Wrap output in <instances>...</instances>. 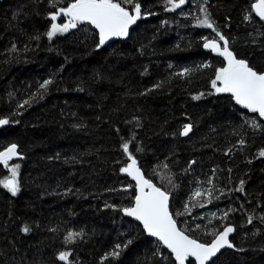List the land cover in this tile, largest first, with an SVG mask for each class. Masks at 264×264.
Returning <instances> with one entry per match:
<instances>
[{
  "label": "trees",
  "instance_id": "1",
  "mask_svg": "<svg viewBox=\"0 0 264 264\" xmlns=\"http://www.w3.org/2000/svg\"><path fill=\"white\" fill-rule=\"evenodd\" d=\"M256 1L188 0L167 11L166 0H115L131 13L139 2L142 15L105 47L91 25L48 39L50 14L72 0L0 1V119L9 120L0 151L17 145L20 165V191L0 186V264H176L124 217L136 196L121 171L125 142L190 238L210 243L209 233L234 228V247L210 264H264V118L212 87L227 63L203 44L223 42L196 21L206 8L236 58L264 73ZM69 232L83 235L67 243Z\"/></svg>",
  "mask_w": 264,
  "mask_h": 264
},
{
  "label": "snow or ice",
  "instance_id": "2",
  "mask_svg": "<svg viewBox=\"0 0 264 264\" xmlns=\"http://www.w3.org/2000/svg\"><path fill=\"white\" fill-rule=\"evenodd\" d=\"M127 3H133V0H126ZM169 7L167 11H175L181 8L186 0H166ZM52 6H55L53 2ZM255 14L264 20V0H258L253 4ZM204 13L202 19L197 20L200 27L212 29L223 42V47L215 39L205 38L203 47L209 49L216 55L223 57L227 62L226 67H221L216 71L215 79L212 80V87L217 93H230L235 102L247 109L251 113H257L259 118H264V73L254 70L248 62L238 59L229 49V42L215 27L209 18L206 8H202ZM132 13L115 0H72L67 7L57 8L55 13L50 14L52 21L47 37L52 40L57 34H64L71 28H76L78 24H90L99 32V46L113 37H127L129 27L141 18V5L135 2ZM68 17L66 23H56L60 15ZM209 65H204L208 67ZM187 70H185L186 72ZM184 73H179L183 75ZM52 80H47L41 84V88L47 89ZM159 87V85H156ZM199 97H194L198 99ZM24 103H28L25 101ZM23 107V105H21ZM9 123L8 119H0V125ZM253 127H258L253 122ZM191 131L190 125H185L181 135L187 136ZM122 149L130 163L123 167L121 171L136 181L137 195L134 198V206L123 209L126 216L134 217L140 221L150 236L156 237L173 254L176 264H186L189 258H194L195 264H207L212 257H215L221 249L233 248L234 245L229 240V234L234 231L230 225H225L223 231L209 233L213 236L210 243L199 242L190 238L183 230L178 229L176 221L169 212V194L161 191L149 179H146L138 161L133 152L130 151L129 142L122 145ZM139 151V149H136ZM17 145L12 144L7 149L0 151V165H3L10 172V176L0 179V186L7 189L13 196L20 191L18 182L19 164L9 165V161L17 157ZM264 157V151L260 152ZM22 159V157H20ZM166 166V165H165ZM211 181H209L210 183ZM243 181L241 187L236 191H243ZM211 196V189L207 190ZM223 194V193H222ZM201 192L197 190L195 196L199 197ZM201 207L204 205L201 204ZM228 212L224 213L220 219H226ZM211 222V221H210ZM252 218L249 217V223ZM25 233L30 231L28 226L23 228ZM83 233L69 232L65 241L67 243L75 242V237L82 236ZM131 241H129L130 243ZM117 249L121 246L117 245ZM112 256H118L119 252L114 251ZM69 253L62 252L58 259L68 260Z\"/></svg>",
  "mask_w": 264,
  "mask_h": 264
},
{
  "label": "water",
  "instance_id": "3",
  "mask_svg": "<svg viewBox=\"0 0 264 264\" xmlns=\"http://www.w3.org/2000/svg\"><path fill=\"white\" fill-rule=\"evenodd\" d=\"M0 1H4V0H0ZM256 2H258V0L256 1ZM254 13H255V11H254ZM257 16V15H256ZM258 17V16H257ZM62 18H65V19H69L68 17H65V16H63L62 14L58 17V19H57V21L56 22H58L60 19H62ZM259 18V17H258ZM260 19V18H259ZM139 20V19H138ZM138 20L136 21V23L135 24H133V25H131L130 27H129V30L128 31H130V29L131 28H133V27H135L136 26V24H137V22H138ZM261 20V19H260ZM262 21H264V20H262ZM83 25H90V24H87V23H84ZM92 26V25H91ZM95 29V28H94ZM97 32H98V30L97 29H95ZM99 33V32H98ZM129 35V34H128ZM128 37V36H127ZM127 37H113V38H111V39H109L108 41H106L105 42V44L104 45H102L101 47H105V46H107L108 44H110V43H112L114 40H115V38H121V39H126ZM209 50V49H208ZM210 51V50H209ZM235 100V99H234ZM239 105V104H238ZM239 106H241V105H239ZM242 107V106H241ZM7 128V124L6 125H0V131L1 130H4V129H6ZM190 133V132H189ZM132 179V178H131ZM132 181L136 184V181H134L133 179H132ZM162 191V190H161ZM136 195H137V189H136ZM171 201H172V198H171V196L169 195V212H170V214L172 215V213H171ZM134 206V205H133ZM124 217H126V218H128V219H130V220H132L133 222H135V223H138L141 227H142V229H143V231L145 232V234L147 235V237H149V238H152V239H154L156 242H158V243H160L161 244V246L169 253V254H171L172 256H173V254L170 252V250L169 249H167L156 237H153V236H150L148 233H147V231L144 229V227H143V225H142V223L140 222V221H137L134 217H130V216H126L125 214H124ZM172 217H173V215H172ZM173 219H174V217H173ZM177 224V223H176ZM177 227H178V225H177ZM178 229H180L179 227H178ZM229 248H227V247H225V248H223V249H221V251L219 252V253H217V255L215 256V257H212L211 258V260H209L208 262H207V264H210L213 260H215L219 255H221L223 252H225V251H227ZM174 257V256H173ZM193 261V262H195L194 261V258H189V261ZM188 263V261H186V264Z\"/></svg>",
  "mask_w": 264,
  "mask_h": 264
},
{
  "label": "rangeland",
  "instance_id": "4",
  "mask_svg": "<svg viewBox=\"0 0 264 264\" xmlns=\"http://www.w3.org/2000/svg\"><path fill=\"white\" fill-rule=\"evenodd\" d=\"M188 3V0H186V3L182 6V7H184L186 4ZM181 7V8H182ZM203 16H204V13L203 12H201L200 14H198V15H196V21L198 20V19H202L203 18ZM68 20H65L63 23H66ZM56 23H58V24H63V23H59V21L58 22H56ZM200 27V26H199ZM201 28H203V27H201ZM71 29H73V28H71ZM71 29H69V31L71 30ZM227 63V62H226ZM226 66H227V64H226ZM18 158V156L17 157H14L12 160H10L9 161V165L11 166L12 165V163L16 160Z\"/></svg>",
  "mask_w": 264,
  "mask_h": 264
},
{
  "label": "flooded vegetation",
  "instance_id": "5",
  "mask_svg": "<svg viewBox=\"0 0 264 264\" xmlns=\"http://www.w3.org/2000/svg\"><path fill=\"white\" fill-rule=\"evenodd\" d=\"M130 13H131V12H130ZM132 14H134V13H132ZM141 15H142V13H141ZM140 19H141V18H140ZM140 19H139V20H140ZM139 20H138V21H139ZM131 29H132V28H131ZM131 29H130V30H131ZM129 32H130V31H129ZM115 39H116V38H115Z\"/></svg>",
  "mask_w": 264,
  "mask_h": 264
}]
</instances>
